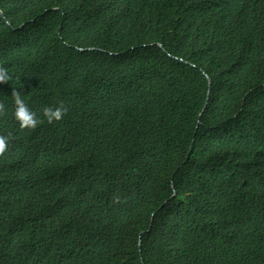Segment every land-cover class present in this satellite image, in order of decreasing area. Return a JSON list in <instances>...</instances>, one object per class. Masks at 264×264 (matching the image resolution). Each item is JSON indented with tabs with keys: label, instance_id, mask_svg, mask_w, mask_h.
Listing matches in <instances>:
<instances>
[{
	"label": "trees",
	"instance_id": "trees-1",
	"mask_svg": "<svg viewBox=\"0 0 264 264\" xmlns=\"http://www.w3.org/2000/svg\"><path fill=\"white\" fill-rule=\"evenodd\" d=\"M0 9V264H264V0Z\"/></svg>",
	"mask_w": 264,
	"mask_h": 264
},
{
	"label": "clouds",
	"instance_id": "clouds-1",
	"mask_svg": "<svg viewBox=\"0 0 264 264\" xmlns=\"http://www.w3.org/2000/svg\"><path fill=\"white\" fill-rule=\"evenodd\" d=\"M1 16H3V13ZM7 79L8 76L4 73L2 69H0V82L6 81ZM13 100L15 105L13 115L15 119L19 122V126L21 128L36 127L38 123H40V121L37 119L36 114L31 111L29 107L25 104V101L20 96V94L13 92ZM66 111L67 109L61 104L59 106H56L55 108L44 107L42 109V114L43 117L47 120V122L51 123L53 121H59ZM7 139L8 138L6 136H0V153H2L6 148ZM139 243L140 242H138V244Z\"/></svg>",
	"mask_w": 264,
	"mask_h": 264
},
{
	"label": "water",
	"instance_id": "water-1",
	"mask_svg": "<svg viewBox=\"0 0 264 264\" xmlns=\"http://www.w3.org/2000/svg\"><path fill=\"white\" fill-rule=\"evenodd\" d=\"M0 14L2 15V12H1V10H0ZM209 82H210V80H209V78H208V84H209ZM138 245L140 246V243H139Z\"/></svg>",
	"mask_w": 264,
	"mask_h": 264
}]
</instances>
